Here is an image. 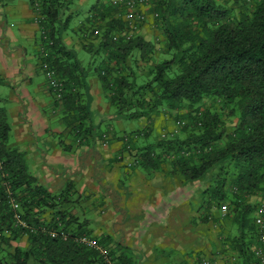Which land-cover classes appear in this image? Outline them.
Segmentation results:
<instances>
[{"label":"trees","instance_id":"obj_1","mask_svg":"<svg viewBox=\"0 0 264 264\" xmlns=\"http://www.w3.org/2000/svg\"><path fill=\"white\" fill-rule=\"evenodd\" d=\"M74 1L31 0L34 8L37 3L41 45L48 54L40 62L47 61L62 82L55 106L73 142L118 132L113 124L95 122L87 78L91 69L110 114L146 121L125 132L120 154L129 146L126 151H137L139 166L155 170L166 164L186 182L201 183L200 219L217 227L229 221L235 228H220L229 246L225 250L236 255L229 264H259L251 246L256 243L253 214L264 192V0H150L147 11L158 31L152 39L139 32L145 19L127 20L126 8L112 0L92 2L72 28ZM139 10L146 17L148 12ZM70 28L91 54L87 64L65 42ZM163 114L176 119L166 136L154 125ZM10 132L0 109V264H107L98 249L77 241L90 231L71 228L77 218L57 209L70 200L71 185L58 193L42 185L26 150L9 145ZM252 195L257 198L250 200ZM12 196L28 223L61 226L68 239L18 225ZM223 204L229 209L221 216ZM47 211L50 217L41 219ZM93 237L110 246L116 264H140L130 250L113 248L111 237Z\"/></svg>","mask_w":264,"mask_h":264},{"label":"crops","instance_id":"obj_2","mask_svg":"<svg viewBox=\"0 0 264 264\" xmlns=\"http://www.w3.org/2000/svg\"><path fill=\"white\" fill-rule=\"evenodd\" d=\"M39 26L31 0H0V109L15 130L16 139L9 145L26 150L41 184L53 193L71 185L70 200L58 207L77 218L71 228L88 230L97 238L111 237L113 248L118 252L130 250L140 264H163L170 256L180 264L192 253L191 264L204 255L220 257L219 252L214 253L212 234L207 237L210 247H204L208 245L204 234L210 223L200 219L201 183L186 182L166 164L155 170L141 167L135 150L123 152L124 158L118 160L125 132L146 121L134 124L110 114L103 86L91 69L87 78L95 122L113 124L118 132L107 136L106 132L96 133L91 140L73 142L47 80L34 81L37 72L44 74L39 68L43 47ZM77 46L81 49L79 41ZM158 117L155 132L164 125L173 126L167 116L163 115V120ZM129 161L135 164L128 167ZM191 201H195L194 206ZM83 204L90 207L85 211L92 215L77 211ZM137 204H141L140 209L134 211ZM50 214L47 211L40 218L47 220ZM187 238L192 242L188 244ZM161 249L169 253H160Z\"/></svg>","mask_w":264,"mask_h":264},{"label":"built area","instance_id":"obj_3","mask_svg":"<svg viewBox=\"0 0 264 264\" xmlns=\"http://www.w3.org/2000/svg\"><path fill=\"white\" fill-rule=\"evenodd\" d=\"M115 3H118L119 5H123L126 8L125 11V17L127 20L134 22L136 20H144L145 19V14L139 10V7H142L144 4L148 2V0H112ZM35 3V14H37V18L39 19L40 14L37 12ZM42 56H47L48 54L45 52V50L42 47ZM41 67L43 69L45 78L47 79V82L56 98H61L62 93H63V86L62 82L56 77L55 72L52 68L49 67L48 62L45 60H42L40 62ZM184 122V121H182ZM179 130V125L175 126L172 129L173 134L178 132ZM162 136H166L167 130L163 131ZM104 136H107L105 133ZM127 138H124V141H126ZM127 149H129V146H127ZM123 150V152H126V150ZM124 154V153H123ZM123 154H119L117 157L119 159H123L124 157L122 156ZM135 164V162L129 161L127 163L128 167H131ZM11 201L13 204V216L15 219V222L30 231H41L46 234H49L51 237H60L63 238L64 240L68 239L69 237V232L64 230L61 226L60 223L58 225L60 226L58 229L54 228H49L43 225L39 224H33V223H28L24 218H22L21 213L19 211V201L12 196ZM229 209L228 204H223L221 206V216L227 213ZM264 214V192L261 194L260 199H259V204L256 208L255 213L253 214V223L254 227L256 229V243L252 244V252L257 259L259 264H264V223H263V217L262 215ZM213 226L216 227L217 223H213ZM77 241L81 244H85L87 246L93 247L95 249H98L100 253L105 257V260L107 264H116V261L113 260V257L111 255V249L109 245H105L98 241L96 238H94L92 235L84 233L83 235H80L77 238ZM195 264H220V257L215 255V256H202L196 260Z\"/></svg>","mask_w":264,"mask_h":264},{"label":"rangeland","instance_id":"obj_4","mask_svg":"<svg viewBox=\"0 0 264 264\" xmlns=\"http://www.w3.org/2000/svg\"><path fill=\"white\" fill-rule=\"evenodd\" d=\"M95 0H83V1H81V2H77L76 0H75V2H74V5H72V7H71V11H74V13H75V15H74V17H73V20H72V28L73 27H75V24H77L78 22V20L79 19H81V18H83L84 16H86V10H88V8H89V6L92 4V2H94ZM151 7V1L149 0L146 4H144L142 7H141V9L142 10H144L145 12H148L147 10H149V8ZM156 24V20H155V17H154V15H153V13H151V12H148V13H146V17H145V21H144V24H143V26L141 27V28H139V32L140 33H142L143 35H145V37L147 38V39H152L153 38V36L155 35V34H157V24ZM40 27V26H39ZM72 28H70L68 31H67V34H66V36L69 34L70 35V37H66L65 36V42L67 43V45H70V47H74L76 50H77V52H78V55H79V57H80V59H82L83 60V62H84V64H86L87 63V61H89V60H91V54H90V52L88 51V50H85V49H83V48H79L78 46H77V40H78V38H79V35H77L76 34V32H74L73 30H72ZM40 30V35H41V28L39 29ZM40 42H41V39H40ZM160 43L158 42V45H159ZM33 45V44H32ZM32 45H31V47H32ZM166 54L165 53H160V54H158V56L159 57H164ZM142 65V64H141ZM39 68L41 69V70H43L42 69V67H41V65L39 64ZM43 79H44V81H45V76H44V74H42V73H40V72H37V74L35 75V77H34V81L35 82H41V81H43ZM47 80V79H46ZM165 117L167 116L168 118H170V122L172 123V125H174V123L176 122V119L175 118H173V117H170L169 115H165V114H163ZM163 115H159V120H163L162 118H163ZM162 116V117H161ZM54 118V117H53ZM57 117H55V119H56ZM137 124V122H134V124ZM168 123V122H167ZM166 129H168L167 128V126L166 125H164V126H162V128L161 129H159V131L157 132V134H161L163 131H165ZM14 133H15V130H14V126H13V124L11 123V132H10V134H9V143H10V141H12V140H15L16 139V137L14 136ZM31 164V163H30ZM31 168H32V166H31ZM144 195L146 194V193H143ZM140 195H142V194H140ZM146 196H147V194H146ZM257 197H256V195H252V196H250V200H253V199H256ZM137 199V198H136ZM191 204H192V206H194L195 205V201H191ZM140 205L141 204H137L136 205V209L134 210V211H136V210H139L140 209ZM228 206H229V204H228ZM77 211L78 212H83L84 211V216H90V215H92L93 213H91V211H85V209H87V208H90L87 204H83V205H80V206H77ZM57 209H59V208H57ZM133 211V213L134 214H136L135 212ZM133 214V215H134ZM83 216H81V218H82ZM174 219V218H173ZM163 222H161V224H162ZM221 224H222V227H214L212 224H208V227L209 228H207V231H206V233L204 234L206 237V240H207V237L208 236H211L210 234H212L215 238H213L212 239V241H211V239H210V237L208 238L209 239V241H211L212 243H213V245L212 246H215L216 248V251H214V253H216V252H219L221 255H220V257H221V262H222V264H229V263H231V261L233 260V261H236V255H235V253L234 252H227V250H225V249H228L229 248V246L228 245H226L225 243H224V241L222 240L223 239V236H222V230L220 229V228H222L223 230H225L226 232H228V231H230V232H232V231H235V228H234V226L232 225V223H230L229 221H222L221 222ZM218 225V224H217ZM170 226V224H168V227ZM226 232H224L225 234H226ZM187 241H188V244L190 243V242H192V239L191 238H187ZM207 244L208 245H204V247L205 246H209L210 247V245L211 244H209L208 243V240H207ZM169 249V248H168ZM213 249V248H212ZM223 250V251H222ZM225 250V251H224ZM195 253H197V252H195ZM174 254H176V253H174ZM173 254V255H174ZM177 254H178V252H177ZM195 256V254H191V255H188V256H186V258H185V260H188L189 261V263L191 264V259H193V257ZM205 256V255H204ZM207 256V255H206ZM202 257V256H201ZM194 260V259H193ZM163 264H175V261H174V257H172V256H170V257H168L167 259H164L163 260V262H162ZM95 264H102V263H100V262H96Z\"/></svg>","mask_w":264,"mask_h":264}]
</instances>
